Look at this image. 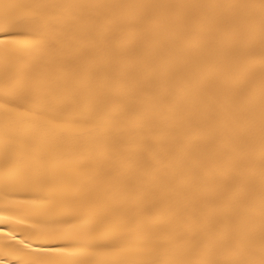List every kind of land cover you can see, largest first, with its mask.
<instances>
[{"label":"snow or ice","instance_id":"obj_1","mask_svg":"<svg viewBox=\"0 0 264 264\" xmlns=\"http://www.w3.org/2000/svg\"><path fill=\"white\" fill-rule=\"evenodd\" d=\"M0 30L25 37L18 41L25 45L18 55L5 50V94L14 87L17 65L47 53V74H62L57 86L78 94L90 115L46 122L68 136L95 133L120 152L115 159L100 144L99 157L53 156L51 174L35 177L45 195L34 210H59L72 237H100L91 244L39 247L22 264H264V0H0ZM121 118L131 126L114 134ZM165 145L171 170L153 163L161 160ZM138 152L149 159L138 163ZM3 153L0 170L7 182L12 167L7 144ZM23 155L15 153L18 159ZM61 168L76 179L58 174ZM126 171L137 174L126 177ZM105 178L118 181L104 189V197L122 210L118 226L100 227L80 211L88 185ZM140 230L148 237L138 238ZM49 253L108 259L41 255Z\"/></svg>","mask_w":264,"mask_h":264},{"label":"bare ground","instance_id":"obj_2","mask_svg":"<svg viewBox=\"0 0 264 264\" xmlns=\"http://www.w3.org/2000/svg\"><path fill=\"white\" fill-rule=\"evenodd\" d=\"M25 3H57V4H131V3H258L259 0H21ZM25 39L14 31L0 30V159L3 158L5 144L10 149L12 167L7 182L0 170V264H22V260L30 259L27 255L39 247H70L91 244L97 241L100 233L87 237H72L62 226L67 217L59 210L40 212L35 211L39 199L45 192L35 185L37 175L51 174L53 156L59 161L70 160L79 154L99 157L98 145L109 146L110 153L119 159L118 148L111 141L97 134L80 135L78 138L59 132L46 120H86L89 112L81 102L78 94L64 92L57 86L62 74L55 77L48 75L51 68L50 57L41 54L13 69L14 87L6 95L4 82V53L7 49L10 57L18 55L25 45L18 41ZM258 65V48H257ZM258 88V72H257ZM258 105V98H257ZM41 113L46 119H35L26 115L25 111ZM258 120V108H257ZM131 125L121 118L120 126L113 129L114 134H122ZM15 153H23L18 159ZM168 147L161 149V160L153 162L157 169L166 165L171 170L167 155ZM138 163H143L149 157L138 152L135 157ZM58 174L74 181L67 169H58ZM137 173L125 172L126 177ZM150 178L145 177L148 181ZM118 183L114 178H105L97 183L88 185L81 198L80 211L90 213L100 227L118 226L123 219L122 210L104 197V189L109 184ZM63 205H59L62 208ZM12 237H15L12 239ZM138 238H147L148 233L140 230ZM20 241L24 243L21 244ZM24 244L30 247L25 248ZM10 245L11 247H6ZM47 259L72 261H102L108 259L103 255L63 256L57 254H41Z\"/></svg>","mask_w":264,"mask_h":264}]
</instances>
